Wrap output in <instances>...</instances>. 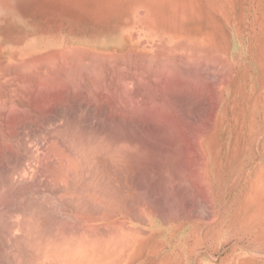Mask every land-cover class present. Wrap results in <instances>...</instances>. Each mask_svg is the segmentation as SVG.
I'll return each instance as SVG.
<instances>
[{
	"label": "rangeland",
	"instance_id": "1",
	"mask_svg": "<svg viewBox=\"0 0 264 264\" xmlns=\"http://www.w3.org/2000/svg\"><path fill=\"white\" fill-rule=\"evenodd\" d=\"M128 252L264 264V0H0V264Z\"/></svg>",
	"mask_w": 264,
	"mask_h": 264
},
{
	"label": "crops",
	"instance_id": "2",
	"mask_svg": "<svg viewBox=\"0 0 264 264\" xmlns=\"http://www.w3.org/2000/svg\"><path fill=\"white\" fill-rule=\"evenodd\" d=\"M135 251H137V249H135L134 251H132L131 253H134ZM165 252V251H164ZM137 257H139V256H134V255H132V258H131V256H130V252H128V254H127V259H126V262H128V264H130L131 262L130 261H132V264H134V262H135V258H137ZM163 259H164V257H163ZM143 261V260H142ZM141 261V264H144V262H142ZM162 262H164V260H161ZM137 264H139V262L137 261Z\"/></svg>",
	"mask_w": 264,
	"mask_h": 264
},
{
	"label": "bare ground",
	"instance_id": "3",
	"mask_svg": "<svg viewBox=\"0 0 264 264\" xmlns=\"http://www.w3.org/2000/svg\"><path fill=\"white\" fill-rule=\"evenodd\" d=\"M75 54V53H74ZM77 55V54H76ZM50 60V59H49ZM66 61V60H65ZM49 62V61H48ZM67 62V61H66ZM50 64H51V62H50ZM53 64V63H52ZM62 66V65H61ZM45 255V254H44Z\"/></svg>",
	"mask_w": 264,
	"mask_h": 264
}]
</instances>
